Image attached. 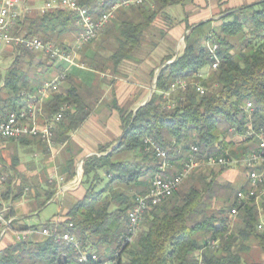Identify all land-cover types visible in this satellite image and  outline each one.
<instances>
[{
    "label": "trees",
    "instance_id": "1",
    "mask_svg": "<svg viewBox=\"0 0 264 264\" xmlns=\"http://www.w3.org/2000/svg\"><path fill=\"white\" fill-rule=\"evenodd\" d=\"M114 2L118 0H105L101 6H110ZM190 2L146 0L140 6L118 10L110 26L101 33L104 42L108 41L111 54L100 60L96 55L88 58L93 65L90 69L119 74L118 66L134 57L142 46L145 31L157 14L170 6L185 7ZM80 3L95 15L101 10L96 6V0H81ZM224 14L218 20L221 24L217 30L210 28L211 20L193 26L185 22L189 32L183 38L184 48L172 63L168 64L172 56L162 60L149 101L134 113L116 108L122 130L118 146L109 152L108 146L100 147L99 156L83 160L81 185L85 188L84 196L67 209L60 228L74 235L82 248L96 251L104 260L116 259L117 264H195L198 253H201L204 264H241V254L248 251L250 241H254L264 255V231L257 228L259 216L256 205L253 201L241 206L235 203L236 191L245 187L234 189L227 185L228 196L232 195V200L231 197L227 199L226 209L229 211L237 207L238 210L237 222L230 231L227 219L221 215L224 209L217 214L207 215L205 212L207 204L202 194L215 198L220 186L214 178L209 180L201 173L202 168L196 169L185 180L188 181V188L184 192L178 193L177 190L148 209L132 242L126 240L128 213L134 206L135 197L144 195L152 179L160 173V161L153 152L146 150V139L165 151L170 164L178 169L193 146L198 148L202 158L242 159L256 149V140L245 134L249 126L255 130L264 129V0ZM163 16L166 22L170 21L167 15ZM23 26L26 27L23 37L38 38L44 43L58 42L57 47L64 50L68 47L64 46L63 38L73 27L77 29L75 16L64 10L25 18ZM246 28H249V37L246 36ZM214 44L218 46L216 54L219 63L212 71L209 70L212 61L207 45ZM14 48L23 53H37L21 47ZM36 66L41 67V63H36ZM28 80L14 70L7 72L2 80V89L6 93L4 98L0 97V120L26 108V98L20 94V89L24 84L29 91ZM178 80L200 83L206 93L200 96L188 88L184 93L175 92L166 96L170 85ZM247 102L253 106L250 112L244 109ZM64 104L69 105V109L63 113L58 125L62 129L61 136L67 137L87 119L90 110L75 90L68 88L52 93L51 99L44 105L47 118L53 117ZM169 104L172 106L169 107ZM227 134L239 141H227ZM1 139L25 143L27 138ZM16 162L14 157L11 167H15ZM75 162L73 157L63 160L59 174H66V180L74 177ZM99 172L108 180L102 188H99ZM22 183L13 201L20 199L24 192ZM38 186L33 184L32 188L37 189ZM12 189L8 186L6 201L13 193ZM54 194L52 188L44 192L40 208ZM8 215L11 216L12 211ZM68 223L73 225L72 229H67ZM120 224L125 234L119 232ZM113 227L117 228L116 233ZM29 231L27 228H15L14 221L9 232L24 235ZM34 235H29L24 241L13 240L0 250V264H69L75 261L69 246ZM211 240L219 241L217 249L208 246ZM236 243L239 246L234 251ZM102 244H109L107 258L98 248Z\"/></svg>",
    "mask_w": 264,
    "mask_h": 264
},
{
    "label": "built area",
    "instance_id": "2",
    "mask_svg": "<svg viewBox=\"0 0 264 264\" xmlns=\"http://www.w3.org/2000/svg\"><path fill=\"white\" fill-rule=\"evenodd\" d=\"M146 0H118L113 6H101V0H96V6L101 9L96 15L81 5V0H50L44 3L41 11L65 10L75 16V25L77 35L74 46L68 50L61 49L51 43H44L38 38H25L20 35H13V29L20 18L19 6L24 0H1L0 2V44L12 47H21L29 52H41L46 54L56 63L72 64L73 55L82 47L94 41L106 28L107 24L114 19L116 12L120 9H127L142 5ZM211 59L209 70H216L218 66L217 50L218 46L207 45ZM66 79V71L60 72L53 80L43 82L39 87V94L45 96L49 93H56L59 90L61 82ZM191 88L200 96L206 93V89L196 82L187 80H178L170 85L166 96L175 92L184 93ZM169 107L172 104L168 105ZM252 104H245V111H252ZM69 109V105L64 104L58 112L52 117L51 123L41 127L32 125V112L21 110V118H14V112L0 120V138L18 140L21 138H35L47 146L53 145V127L59 123L63 113ZM232 132V130H229ZM246 137L256 140V149L250 152L242 159H230L225 157L205 156L199 157V150L191 147L190 153L173 175H164L171 164L168 160L167 153L157 147L150 139L144 143L147 145L146 150L153 152L154 156L160 161L159 174L151 181L150 187L144 195H137L134 199V206L128 213L127 236L129 242L137 233L140 221L144 213L151 207L160 204L168 197L172 196L181 186V184L196 170L203 166L226 167L240 165L245 171L246 185L245 189H239L235 194V203L241 206L250 201L264 199V129H252L249 126ZM4 177L0 178V184L4 182ZM9 207L0 203V236L6 235L12 230L15 219L8 215ZM238 213L237 207L230 210V216L235 217ZM61 222L54 220L51 223L41 226L37 230H30L28 234H15L16 240H26L29 235L38 234L44 238L53 240L56 243H62L69 246L74 255L77 264H117L116 259L104 260L96 252L86 250L81 247L79 240L69 231H61ZM67 229H72L73 225L68 223ZM258 230H262V225H258ZM218 240H211L208 246L217 249ZM195 264H204L201 253L196 254Z\"/></svg>",
    "mask_w": 264,
    "mask_h": 264
},
{
    "label": "crops",
    "instance_id": "3",
    "mask_svg": "<svg viewBox=\"0 0 264 264\" xmlns=\"http://www.w3.org/2000/svg\"><path fill=\"white\" fill-rule=\"evenodd\" d=\"M224 15H218L217 19ZM210 20L212 21L209 17L197 20V18L190 16L187 23L193 26ZM185 31V17L178 19L176 25L170 30L176 39L182 37ZM170 55V53L165 52L162 55V59L171 57ZM174 56L173 59L175 58ZM136 58L134 57L129 61L122 62L118 66L119 74L117 75L111 76L96 72L90 68H86L83 64H75L73 59L70 65L64 62L55 63L54 67L58 69V72H50L45 69L46 74L39 78V84H34L36 82L31 83L30 81L32 92L29 89L28 93L25 94L26 108L22 110L27 112L29 109L31 110L33 117V121H31L32 125L41 127L47 123H51L52 117L47 118L44 112V105L51 99L52 93L42 96L39 94V87L43 82L53 80L62 71H66V79L61 82L58 91L73 88L81 102L90 110V114L81 126L75 131L68 133L67 137L61 136L62 129L59 128V123L55 124L53 127V145L51 147L33 138H27L25 143L15 141V145L22 150L30 149L35 151L39 147L41 149L40 152L43 151L46 160L48 159L45 169L48 178L45 183L40 182L37 189L25 187L20 199L13 201V197L18 191L16 192L12 189L13 193L9 194L6 201V194L9 193L8 186L0 184V203L7 205L9 211H12L11 217L15 219V228L37 230L54 220L62 223L65 220L64 216L67 209L83 198L85 188L81 185L82 174L80 176L79 172L83 160L94 155L99 156L98 150L100 147L108 146L107 151H111L121 136V120L116 108L122 109L126 113H134L149 100L151 90L155 85V80L161 66L158 67V61L154 52L146 60L139 61ZM151 61H154V63ZM69 157H73L76 161L74 165L75 175L70 180H66V174L60 175L59 171L63 160ZM31 159H28L26 162L31 161ZM8 167L7 164L0 163V170H5ZM10 168H12L11 164ZM23 170L25 171V168ZM178 170L177 167L172 169L171 165V168L166 173L173 175ZM34 174L35 172L32 171L29 176ZM227 177L231 184L235 185L239 183L238 188L246 185L245 177H239V173L229 171ZM51 188L55 190V194L46 205L57 204L59 206V213L43 225L24 223L23 219L29 217V213L33 212L32 216H38L39 210L43 208H40V204L43 201L44 192ZM36 235L39 236L38 234L34 236ZM13 240H16V238L12 232H8L5 236H0V250L12 243ZM69 264L76 263L74 261Z\"/></svg>",
    "mask_w": 264,
    "mask_h": 264
},
{
    "label": "rangeland",
    "instance_id": "4",
    "mask_svg": "<svg viewBox=\"0 0 264 264\" xmlns=\"http://www.w3.org/2000/svg\"><path fill=\"white\" fill-rule=\"evenodd\" d=\"M50 0H24L22 2V5L19 6L18 10L20 12V19L18 23L16 24L15 28L13 29V35H24L25 34V26L24 20L32 19L34 17H37L39 15L43 14V11H41V8L43 7L44 3L48 2ZM259 0H191V2L185 6V7H179V6H172L169 8H165L163 13H158L154 21L152 22L151 26L145 31L144 33V41L142 43V46L139 48L138 51L134 53V57H137L136 59L140 60H146L149 58V55L154 52L157 61H158V67L162 64V55L163 53L167 52L170 53V56L177 57L184 48V36L188 34L189 31H185L182 37L179 39H176L171 34L170 30L176 25L177 20L180 18L185 17V22H187L188 17L192 16V18L203 19L206 17H209L212 19V24L210 26L211 29L217 30L220 26V22H218L217 19L218 15H222L228 11L240 8L242 6H245L247 4H252L254 2H257ZM1 2V0H0ZM65 11V10H64ZM47 12V11H44ZM67 12V11H66ZM163 14L167 15V17L170 19V21L166 22V19H164ZM20 22V23H19ZM22 24V25H20ZM110 26V22L107 24L106 27ZM106 29V28H105ZM249 28L245 29L246 36L249 37ZM77 35V29L73 27L72 31L68 33L63 38V44L65 47H68V49L72 48L75 43V38ZM107 41V40H105ZM108 43V41H107ZM104 42L103 35L100 34L94 41L89 43L88 46L82 47L80 52L76 51L73 55L74 63L78 65H84L86 68H90L91 63H89L88 58L90 56H98V60L101 59V57H108L111 54L110 46ZM51 44L57 46L58 42H51ZM32 57V58H30ZM133 57V58H134ZM32 61V64L30 65L29 62ZM154 63V61H151ZM36 63H41V67H37ZM56 61L51 60L46 54L37 52V53H28V52H22L21 50H17L16 48L0 44V97L4 98L6 91L2 89V80L9 72L10 70H14L18 74L24 75L28 80L29 84L30 81L36 82L34 84H39V78L43 77L44 74H46L45 69L50 72H58V69H56L55 66ZM93 66V65H91ZM56 70V71H55ZM208 71V70H207ZM106 75H111L109 71H106ZM112 76V75H111ZM193 82V81H189ZM31 86V84H30ZM26 85L23 84V86L20 89V94L25 95L28 93ZM154 92V87L151 90ZM152 95V94H151ZM150 95V97H151ZM149 97V99H150ZM149 101V100H148ZM227 141L232 142H238V138H232L230 134L226 135ZM117 143L113 148H115ZM40 148L38 147L37 150H25V149H19L18 146L15 145V142H9V141H2L0 138V163L6 165L8 167L5 170H0V178L4 177V182L2 185L4 186H10L15 190L18 191L19 186L23 182L22 179L25 181L22 183L25 187H32L33 184H40V182L46 181L47 174L45 173L46 169V163L47 160L45 158L44 152H40ZM14 157L17 158V162L15 167L10 168V164L12 165ZM31 159V161L26 162L28 159ZM26 164V165H25ZM175 167V165H172V169ZM25 168V171L23 170ZM5 171V172H4ZM35 172L34 175L29 176L31 173ZM229 171H233L236 173H239V177L243 176L245 177V171L240 165L235 166H227L225 169H222V167H214V166H203L201 173L208 176L209 180L211 178L215 179V182L220 186L219 189H217L218 196L215 198H209L207 193L202 194V198L207 204V208L205 212L207 215L210 214H217L220 210L222 212L221 215L225 217L229 224V230L231 231L234 227V224L237 222V215L235 217L230 216V210L228 211L226 209V202L227 199L230 198V201L232 200V195L228 196L229 193L227 191V185H231L232 188L238 189V184L236 183L231 184L228 180L227 174ZM29 174H28V173ZM80 176L82 174V167L80 169ZM99 176L101 178V182L99 183V188H102L105 186L108 182L107 178L103 175L102 172H99ZM45 183V182H44ZM10 184V185H9ZM188 188V181H185L181 184V186L178 189V193L184 192ZM258 209V224L262 225L263 229L261 231H264V199L253 201ZM232 209V208H231ZM59 213V206L55 203L48 204L45 207H43L38 212V216L34 217L33 212L29 213L30 216L23 219L24 223H34L37 225H43L48 222V220L54 216H56ZM142 224H140L141 227ZM139 227V229H140ZM116 228V227H115ZM114 227L112 230H114V233H116L117 228ZM119 232H121V235L124 233L125 230H123L122 224H120ZM118 232V233H119ZM134 238V237H133ZM133 239H131L128 243L132 242ZM248 251L246 253L241 254V264H264V255L260 252L259 248L257 247V244L254 241H250L248 244ZM237 246H239L238 243H236L234 251H237ZM100 252L107 258L110 253V247L109 244H102L99 247ZM96 252V251H94ZM101 256V255H100Z\"/></svg>",
    "mask_w": 264,
    "mask_h": 264
},
{
    "label": "bare ground",
    "instance_id": "5",
    "mask_svg": "<svg viewBox=\"0 0 264 264\" xmlns=\"http://www.w3.org/2000/svg\"><path fill=\"white\" fill-rule=\"evenodd\" d=\"M104 3H105V0H101V5H103ZM114 3H117V2H114ZM113 4H111L110 6H113ZM14 118H21V112L19 113L14 112Z\"/></svg>",
    "mask_w": 264,
    "mask_h": 264
},
{
    "label": "water",
    "instance_id": "6",
    "mask_svg": "<svg viewBox=\"0 0 264 264\" xmlns=\"http://www.w3.org/2000/svg\"><path fill=\"white\" fill-rule=\"evenodd\" d=\"M175 58H176V57H175ZM175 58H174L172 61H170L168 64L172 63V62L175 60ZM152 93H153V92H151V94H152ZM147 102H148V101H147ZM147 102H146V103H147ZM146 103H144L142 106H144ZM142 106H141V107H142ZM136 111H137V110H136ZM136 111H135V112H136ZM118 144H119V143H117L116 147L118 146ZM116 147H115V148H116Z\"/></svg>",
    "mask_w": 264,
    "mask_h": 264
}]
</instances>
